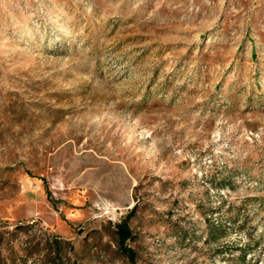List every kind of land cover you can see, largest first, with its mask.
Wrapping results in <instances>:
<instances>
[{"label":"rangeland","instance_id":"374dc122","mask_svg":"<svg viewBox=\"0 0 264 264\" xmlns=\"http://www.w3.org/2000/svg\"><path fill=\"white\" fill-rule=\"evenodd\" d=\"M135 204L134 264H264V0H0V264Z\"/></svg>","mask_w":264,"mask_h":264},{"label":"trees","instance_id":"16d2710c","mask_svg":"<svg viewBox=\"0 0 264 264\" xmlns=\"http://www.w3.org/2000/svg\"><path fill=\"white\" fill-rule=\"evenodd\" d=\"M138 208V204H135L132 207V210L129 212L128 215L123 217L119 222L114 224V239L117 246V250H119L120 253H122L130 262L133 264L136 262V250L135 248L130 244V241L134 239V233L133 230L129 224L128 219L130 218L131 214H133ZM49 247L56 248L60 241H50ZM63 243L69 247V249H73V246L71 242L69 241H63Z\"/></svg>","mask_w":264,"mask_h":264}]
</instances>
